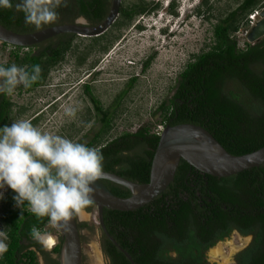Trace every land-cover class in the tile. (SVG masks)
Instances as JSON below:
<instances>
[{
	"label": "trees",
	"instance_id": "trees-1",
	"mask_svg": "<svg viewBox=\"0 0 264 264\" xmlns=\"http://www.w3.org/2000/svg\"><path fill=\"white\" fill-rule=\"evenodd\" d=\"M110 6L111 0H67V5L57 10V21L42 29L74 23L81 17L97 25L106 18ZM154 6L157 5L153 2L139 0L122 6L120 17L126 24L127 20L159 5ZM262 8L264 0H244L218 19L210 45L192 56L177 76L173 96L159 106L161 124L202 126L234 155L264 146V36L258 42H247L243 48L235 36L242 25L249 26L248 15ZM0 23L19 33L38 31L35 26L26 24L23 13L14 7L0 9ZM77 36L61 34L26 47L30 50L36 47L37 52L29 51L23 56L15 52L14 63L5 67L16 64L30 71L32 66L38 65L41 68L39 80L25 88L34 90L46 84L52 70L73 51ZM3 45L10 44L3 42ZM105 47L101 45V49ZM86 56L80 57V64ZM135 80L131 79L115 105ZM85 91L101 122L100 129L86 146L103 154L102 170L139 183L149 182L160 134L146 124L135 132H124L106 140L112 129L113 113L103 108L89 84L85 85ZM12 111L13 103L6 94H1L0 127L9 123ZM104 182L117 196L131 194L124 186L108 180ZM13 195L9 188L2 200L1 221L7 250L0 253V264H38L39 254L48 258L49 253L31 237L30 231L36 227L47 233L48 218L34 216L26 202L22 208L14 207ZM94 206V203L90 205L89 210ZM104 222L135 264H210L209 249L235 230L243 236H253L235 255V264H264V165L220 178L202 173L182 159L174 181L165 192L134 211L104 209ZM78 227L93 229L86 222L79 223ZM101 241L110 264H131L104 233ZM62 244L63 236L60 235L51 253L60 255ZM52 262L60 264L59 260L52 259Z\"/></svg>",
	"mask_w": 264,
	"mask_h": 264
},
{
	"label": "rangeland",
	"instance_id": "rangeland-1",
	"mask_svg": "<svg viewBox=\"0 0 264 264\" xmlns=\"http://www.w3.org/2000/svg\"><path fill=\"white\" fill-rule=\"evenodd\" d=\"M138 1L122 0L121 3L128 6ZM145 1L149 4L158 1V10L149 16L137 15L127 24L118 16L110 28L95 36L98 42L94 37H75L73 51L52 70L46 84L31 91L19 85L11 95H7L13 103L7 125L21 119L29 120L42 132L86 145L101 127L97 112L85 91V85L89 84L103 108L113 113L112 129L106 140L124 132H135L146 124L153 131H160L162 115L159 106L173 96L178 74L194 54L210 45L213 27L218 19L225 17L244 0ZM171 1H177L179 5L173 11L169 9ZM262 9L253 19L249 14V26L242 25L236 33L240 47H245L249 42L248 36L261 20ZM101 45L106 47L101 49ZM29 51L37 52V48L16 49L0 41V65L14 63L15 52L23 56ZM85 54V61L80 64L79 59ZM132 78H136L133 86L115 105L117 97L128 89ZM68 107L75 109V115H66L65 109ZM7 190V186L0 189L4 196ZM2 206L0 201V241L5 243ZM77 218L81 223L87 222L93 227L92 230L80 229L83 264H109L102 248V231L96 206L85 209ZM46 228L47 234L55 238L53 246H43L46 252L51 253L60 241V233L50 223ZM249 241L234 231L227 239L213 246L212 251L207 252V258L210 264H235L233 261H223L221 256H214L213 250L222 246L224 256L229 258L233 251ZM52 257L59 260L58 254H52ZM38 264H46L43 255H39Z\"/></svg>",
	"mask_w": 264,
	"mask_h": 264
},
{
	"label": "clouds",
	"instance_id": "clouds-1",
	"mask_svg": "<svg viewBox=\"0 0 264 264\" xmlns=\"http://www.w3.org/2000/svg\"><path fill=\"white\" fill-rule=\"evenodd\" d=\"M66 5L67 0H0V9L14 7L37 30L55 23L57 10ZM40 73L38 65L30 71L26 66L0 65V94L11 95L19 85L30 88ZM65 113L73 116L75 109L68 107ZM103 160L96 148L42 132L29 120L0 127V189L7 186L13 191L14 207L22 208L26 202L34 216L47 217L54 226L66 224L94 203L91 185L102 176ZM30 235L43 246L52 243V237L36 227ZM6 250L0 241V253Z\"/></svg>",
	"mask_w": 264,
	"mask_h": 264
},
{
	"label": "water",
	"instance_id": "water-1",
	"mask_svg": "<svg viewBox=\"0 0 264 264\" xmlns=\"http://www.w3.org/2000/svg\"><path fill=\"white\" fill-rule=\"evenodd\" d=\"M121 2L122 0H111L108 15L97 25H91L81 17L74 23L59 24L30 33H19L0 23V41L10 45L29 47L66 33L86 37L99 36L117 19ZM260 17L261 20L253 27L248 36L250 43L258 42L264 36V9H262ZM182 159L202 173L220 178L229 177L264 165V146L253 152L234 155L228 152L214 135L202 126L187 123L174 126L166 125L160 134V140L152 160L149 182L139 183L116 173L102 170V176L91 185L95 190L94 205L97 208L99 227L131 264H135L132 256L120 246L106 228L104 209L134 211L151 203L174 181ZM104 180L124 186L131 192L130 196H117ZM78 221L77 215H74L66 224L53 225L63 236L59 255L60 264H83V248ZM239 235L250 240L249 243L252 240L251 235L243 236L240 233ZM249 243L233 251L234 253L228 261L235 263V255ZM209 251L211 252L212 248Z\"/></svg>",
	"mask_w": 264,
	"mask_h": 264
},
{
	"label": "flooded vegetation",
	"instance_id": "flooded-vegetation-1",
	"mask_svg": "<svg viewBox=\"0 0 264 264\" xmlns=\"http://www.w3.org/2000/svg\"><path fill=\"white\" fill-rule=\"evenodd\" d=\"M155 5H159L160 3L157 1V2H153ZM123 5H122V3H121V7H122ZM157 6H154V7H157ZM176 6V8H178V2L177 1H171L170 2V5H169V9L171 10V11H173V8ZM123 7H126L125 5L123 6ZM158 10V7L157 8H155V9H152V10H150V11H146V12H144V13H142V14H140L142 17H144L145 15L146 16H149V15H151V14H153L155 11H157ZM199 10L200 9H198V11H197V13H199ZM120 14H121V8H120V13H119V15L118 16H120ZM149 14V15H148ZM135 17V16H134ZM134 17L131 19V20H127L126 21V24L127 23H129V22H131L133 19H134ZM90 24V23H89ZM138 29H141V27H139L138 26ZM38 87H41V86H38ZM37 87V88H38ZM1 95V94H0ZM79 223H81L80 221H78V224ZM87 223V222H86ZM89 224V223H88ZM89 226H91L90 224H89ZM100 228V227H99ZM87 229H89V228H87ZM235 231H237V230H235ZM250 236V235H249ZM252 236V235H251ZM253 237V236H252ZM43 246V245H42ZM45 247V246H44ZM102 248H103V251H104V254L106 255V257L108 258V260H109V264L111 263V260H110V257L106 254V252H105V247L103 246V244H102ZM52 254L53 253H49L48 255V258L46 257V256H44V258H45V261H46V264H52L53 262H52V259L53 260H58V259H54L53 257H52ZM39 255H41V254H39Z\"/></svg>",
	"mask_w": 264,
	"mask_h": 264
},
{
	"label": "bare ground",
	"instance_id": "bare-ground-1",
	"mask_svg": "<svg viewBox=\"0 0 264 264\" xmlns=\"http://www.w3.org/2000/svg\"><path fill=\"white\" fill-rule=\"evenodd\" d=\"M51 236V235H50ZM52 237V243H51V245H49V246H53L54 244H55V242H54V240H55V238L53 237V236H51ZM247 241H248V239H247ZM223 251V249H222V246H218L216 249H214L213 250V255L214 256H221V257H223V261H227L228 262V260H229V258L226 256H224V253L222 252Z\"/></svg>",
	"mask_w": 264,
	"mask_h": 264
},
{
	"label": "built area",
	"instance_id": "built-area-1",
	"mask_svg": "<svg viewBox=\"0 0 264 264\" xmlns=\"http://www.w3.org/2000/svg\"><path fill=\"white\" fill-rule=\"evenodd\" d=\"M257 15H259V12L256 11L254 14L251 15L252 19L255 18ZM160 125H161V126H160V131H156V132L159 133V134H161V132H162L163 129L165 128V127L163 128V125H164V124H160Z\"/></svg>",
	"mask_w": 264,
	"mask_h": 264
}]
</instances>
